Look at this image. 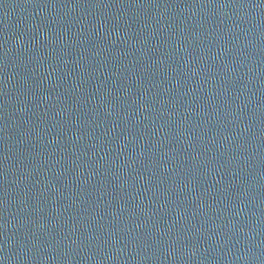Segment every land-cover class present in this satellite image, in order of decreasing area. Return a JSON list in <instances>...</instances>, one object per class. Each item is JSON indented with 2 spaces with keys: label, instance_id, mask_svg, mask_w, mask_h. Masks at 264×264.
I'll return each mask as SVG.
<instances>
[{
  "label": "water",
  "instance_id": "water-1",
  "mask_svg": "<svg viewBox=\"0 0 264 264\" xmlns=\"http://www.w3.org/2000/svg\"><path fill=\"white\" fill-rule=\"evenodd\" d=\"M0 264H264V0H0Z\"/></svg>",
  "mask_w": 264,
  "mask_h": 264
}]
</instances>
